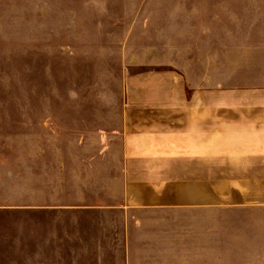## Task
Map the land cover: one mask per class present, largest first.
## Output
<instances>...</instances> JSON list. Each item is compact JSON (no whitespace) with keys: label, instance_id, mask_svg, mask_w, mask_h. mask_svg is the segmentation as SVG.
Here are the masks:
<instances>
[{"label":"crops","instance_id":"1","mask_svg":"<svg viewBox=\"0 0 264 264\" xmlns=\"http://www.w3.org/2000/svg\"><path fill=\"white\" fill-rule=\"evenodd\" d=\"M161 73L121 80L112 123L82 113L60 139L48 122L32 155L53 184L32 206L38 258L218 264L264 237V79Z\"/></svg>","mask_w":264,"mask_h":264},{"label":"rangeland","instance_id":"2","mask_svg":"<svg viewBox=\"0 0 264 264\" xmlns=\"http://www.w3.org/2000/svg\"><path fill=\"white\" fill-rule=\"evenodd\" d=\"M163 70L264 79V0H0V263H72L38 258L32 206L53 184L33 151L49 121L60 139L82 113L116 121L121 80ZM232 253L248 259L218 264H264V237Z\"/></svg>","mask_w":264,"mask_h":264}]
</instances>
